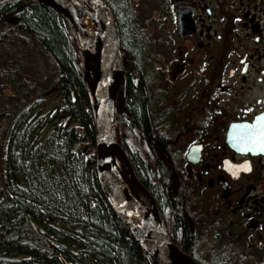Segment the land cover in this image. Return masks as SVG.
<instances>
[{
	"label": "flooded vegetation",
	"instance_id": "flooded-vegetation-1",
	"mask_svg": "<svg viewBox=\"0 0 264 264\" xmlns=\"http://www.w3.org/2000/svg\"><path fill=\"white\" fill-rule=\"evenodd\" d=\"M100 1L117 30L115 141L144 189L132 183L133 193L196 264H264V0ZM8 16L0 26L20 30ZM19 81L0 92V213L20 209L22 166L38 160L34 140L74 132L70 153L96 157L95 137L92 145L79 136L83 125L71 122L59 88L34 100L36 121L24 125ZM26 133L32 153L23 155ZM18 231L17 245L3 235L0 264H20Z\"/></svg>",
	"mask_w": 264,
	"mask_h": 264
},
{
	"label": "trees",
	"instance_id": "trees-1",
	"mask_svg": "<svg viewBox=\"0 0 264 264\" xmlns=\"http://www.w3.org/2000/svg\"><path fill=\"white\" fill-rule=\"evenodd\" d=\"M10 14L20 30L1 25L0 43L21 45L46 57L48 87L59 85L58 92L66 102L64 111L72 114L71 122L83 125L79 136L84 134L93 145L92 116L83 104L87 95L78 61L81 52L73 48L76 41L70 24L54 9L33 0L0 2V18ZM6 60L0 54V92L3 87L17 91L20 79V106L29 104L20 118L24 125L35 123L34 97L40 87L28 69ZM26 130L29 133L30 128ZM27 133L20 140L23 155L32 153L26 152L32 146ZM77 137L71 132L55 141L34 140L32 154L38 160L22 166L20 209L7 208L0 213V244L5 235L17 245L20 230V264H153L107 205L95 174V158L70 153ZM19 219L20 226L16 224Z\"/></svg>",
	"mask_w": 264,
	"mask_h": 264
},
{
	"label": "water",
	"instance_id": "water-1",
	"mask_svg": "<svg viewBox=\"0 0 264 264\" xmlns=\"http://www.w3.org/2000/svg\"><path fill=\"white\" fill-rule=\"evenodd\" d=\"M4 1V0H0ZM48 6L63 17L73 27L83 55V83L87 102L91 111L96 146V175L107 205L128 228L131 236L146 252L153 264H196L175 246L168 237L158 211L151 210L136 199L115 173L111 162L116 157L122 163L126 180L141 187L131 169L121 147L115 141V101L123 68L119 63L117 30L110 11L100 0H33ZM85 4L92 7L95 15H89ZM92 21L94 29L85 25L84 19ZM96 30V31H94ZM91 58H96L98 76L91 84L88 76ZM122 92L123 90V85ZM58 84L40 94L42 99L55 93ZM71 115L60 117L68 122ZM111 161V162H110ZM129 185V184H128ZM142 188V187H141ZM143 189V188H142ZM144 190V189H143ZM33 228L36 226L33 224Z\"/></svg>",
	"mask_w": 264,
	"mask_h": 264
},
{
	"label": "rangeland",
	"instance_id": "rangeland-1",
	"mask_svg": "<svg viewBox=\"0 0 264 264\" xmlns=\"http://www.w3.org/2000/svg\"><path fill=\"white\" fill-rule=\"evenodd\" d=\"M0 54H2L10 64H19L20 67H24L30 71V74L35 80V84L37 83L36 85L40 87V89L37 90V94L42 93L43 90L48 88L49 85L47 83L48 78L46 74L48 60L41 53L35 52L30 48L21 45L18 47L16 45L12 46L7 43H0ZM79 63L81 64V59ZM9 91H11V89H9ZM56 96L57 95L55 94L52 98L54 99ZM1 101L3 100H0V102ZM2 104L10 107V105L4 104V102Z\"/></svg>",
	"mask_w": 264,
	"mask_h": 264
},
{
	"label": "bare ground",
	"instance_id": "bare-ground-1",
	"mask_svg": "<svg viewBox=\"0 0 264 264\" xmlns=\"http://www.w3.org/2000/svg\"><path fill=\"white\" fill-rule=\"evenodd\" d=\"M84 23H85V25H88V27H90L91 29H94V24L92 23V21L84 20ZM96 63H97L96 58H91L90 59V63H89V67H88L89 68V71H88V76L89 77L88 78H89L91 84H95L96 83V79H97V76H98V70H97ZM111 165L114 168L115 173L117 174L118 178L123 182V178H122V175L119 173L117 164L112 161Z\"/></svg>",
	"mask_w": 264,
	"mask_h": 264
}]
</instances>
